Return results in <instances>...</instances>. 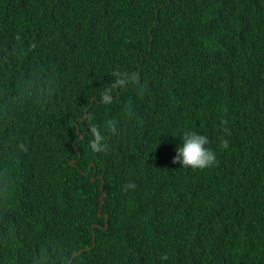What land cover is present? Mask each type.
<instances>
[{"label":"trees","instance_id":"obj_1","mask_svg":"<svg viewBox=\"0 0 264 264\" xmlns=\"http://www.w3.org/2000/svg\"><path fill=\"white\" fill-rule=\"evenodd\" d=\"M0 264H264V0H0Z\"/></svg>","mask_w":264,"mask_h":264},{"label":"clouds","instance_id":"obj_2","mask_svg":"<svg viewBox=\"0 0 264 264\" xmlns=\"http://www.w3.org/2000/svg\"><path fill=\"white\" fill-rule=\"evenodd\" d=\"M95 139L91 148L95 151H102L100 142L103 139L99 132L93 129ZM182 146L176 149V157L173 163L182 164V167L205 170L215 165L216 154L205 147L209 143L208 137L194 131H186L181 137Z\"/></svg>","mask_w":264,"mask_h":264},{"label":"water","instance_id":"obj_3","mask_svg":"<svg viewBox=\"0 0 264 264\" xmlns=\"http://www.w3.org/2000/svg\"><path fill=\"white\" fill-rule=\"evenodd\" d=\"M73 164V163H72Z\"/></svg>","mask_w":264,"mask_h":264}]
</instances>
